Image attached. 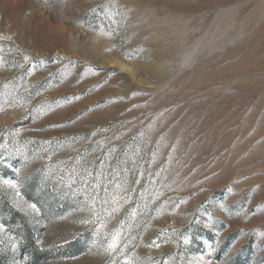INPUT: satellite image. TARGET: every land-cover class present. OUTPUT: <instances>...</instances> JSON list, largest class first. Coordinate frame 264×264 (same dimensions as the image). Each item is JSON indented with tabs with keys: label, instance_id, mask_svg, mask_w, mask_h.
<instances>
[{
	"label": "rangeland",
	"instance_id": "rangeland-1",
	"mask_svg": "<svg viewBox=\"0 0 264 264\" xmlns=\"http://www.w3.org/2000/svg\"><path fill=\"white\" fill-rule=\"evenodd\" d=\"M0 225V264H264V0H0Z\"/></svg>",
	"mask_w": 264,
	"mask_h": 264
},
{
	"label": "snow or ice",
	"instance_id": "snow-or-ice-1",
	"mask_svg": "<svg viewBox=\"0 0 264 264\" xmlns=\"http://www.w3.org/2000/svg\"><path fill=\"white\" fill-rule=\"evenodd\" d=\"M3 183L5 185H8L11 188H16L17 187V185L13 181H11V180H4ZM30 207L33 210H35V208H36V206L34 204L31 205ZM101 226L103 227V225H101ZM2 230H3V225H0V231H2ZM185 242H187V241H185ZM116 247H117V239L116 238H113V241H112L111 244H109L108 248L111 251H115L116 250Z\"/></svg>",
	"mask_w": 264,
	"mask_h": 264
},
{
	"label": "bare ground",
	"instance_id": "bare-ground-1",
	"mask_svg": "<svg viewBox=\"0 0 264 264\" xmlns=\"http://www.w3.org/2000/svg\"><path fill=\"white\" fill-rule=\"evenodd\" d=\"M123 65V64H122ZM122 67H124V66H122ZM124 69V68H123ZM125 70V69H124ZM130 70V69H129ZM132 71V70H131ZM130 73V72H129Z\"/></svg>",
	"mask_w": 264,
	"mask_h": 264
},
{
	"label": "trees",
	"instance_id": "trees-1",
	"mask_svg": "<svg viewBox=\"0 0 264 264\" xmlns=\"http://www.w3.org/2000/svg\"><path fill=\"white\" fill-rule=\"evenodd\" d=\"M1 263V262H0Z\"/></svg>",
	"mask_w": 264,
	"mask_h": 264
}]
</instances>
